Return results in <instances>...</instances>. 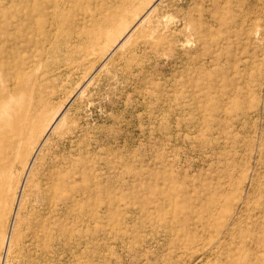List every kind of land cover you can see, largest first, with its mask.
Returning <instances> with one entry per match:
<instances>
[{
    "label": "rangeland",
    "instance_id": "1",
    "mask_svg": "<svg viewBox=\"0 0 264 264\" xmlns=\"http://www.w3.org/2000/svg\"><path fill=\"white\" fill-rule=\"evenodd\" d=\"M0 264H264V0H0Z\"/></svg>",
    "mask_w": 264,
    "mask_h": 264
},
{
    "label": "bare ground",
    "instance_id": "2",
    "mask_svg": "<svg viewBox=\"0 0 264 264\" xmlns=\"http://www.w3.org/2000/svg\"><path fill=\"white\" fill-rule=\"evenodd\" d=\"M27 69H28V66L17 64V63L15 64L14 62L12 63V66L10 67V71L12 73L11 78L13 81L12 84L17 88V92L13 96H18L27 88L26 87L28 84L27 83L28 78H27V72H26ZM13 96L9 94H5L2 97L5 103L4 105L7 106V109L10 103L12 102L11 99L13 98ZM17 112L19 113L17 117L14 116L13 119L10 121L5 120L2 123V125L5 128H11L10 130H8L9 131L8 134L10 133L12 135L11 137L18 138L19 142H17V147L21 148V145H24V142L27 141L28 139L27 131L34 129V126L37 120V111L30 101L28 102L27 105L20 107ZM4 135L6 136V133H4Z\"/></svg>",
    "mask_w": 264,
    "mask_h": 264
}]
</instances>
